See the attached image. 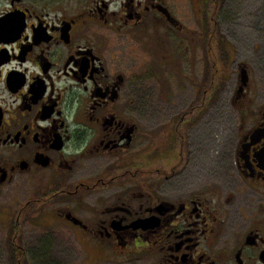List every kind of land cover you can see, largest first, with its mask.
Here are the masks:
<instances>
[{
  "label": "flooded vegetation",
  "instance_id": "flooded-vegetation-1",
  "mask_svg": "<svg viewBox=\"0 0 264 264\" xmlns=\"http://www.w3.org/2000/svg\"><path fill=\"white\" fill-rule=\"evenodd\" d=\"M194 1L192 28L169 0H0V199L36 191L14 234L66 231L93 264H264V138L251 139L264 103L253 126L240 106L258 97L249 63L232 101L244 115L234 161L213 147L200 161L201 91L162 125L140 115V73L174 85L193 57L210 68L218 54L220 0Z\"/></svg>",
  "mask_w": 264,
  "mask_h": 264
},
{
  "label": "rangeland",
  "instance_id": "rangeland-1",
  "mask_svg": "<svg viewBox=\"0 0 264 264\" xmlns=\"http://www.w3.org/2000/svg\"><path fill=\"white\" fill-rule=\"evenodd\" d=\"M169 1L181 20L194 28L197 3L194 0ZM220 3L216 17L218 39H215L216 43L212 42L213 47L218 46V54L210 55V68L204 52L202 57L192 58L193 63L197 62V69L190 73L193 76L189 75L188 79L178 81L174 85L170 84L167 76L161 72H152L146 77L140 73V115L147 121H155V126L162 125L164 118L178 110L176 106L179 101H184L185 107L189 108V104L199 98L200 91L207 101L213 92V98L210 99L213 101L207 103L210 110L207 118L212 121H203L201 125V162L208 160L209 147L216 151H213V154L217 161L235 160L234 153L239 145L242 130L241 117L244 115L232 101L239 81L241 62L249 63L258 84V97L253 100L252 105L250 106V103L244 109L245 104H240L246 115V124L253 126L260 112L259 106L264 103V0H220ZM189 59V56L185 59L186 67L189 66ZM172 74L176 77L182 75ZM196 108L195 104L185 113L186 119L192 117ZM35 192L29 183L27 187L20 184L7 189L0 199V264H17L12 252V248L16 246H12L15 236L23 249L20 264H93L97 252L92 250L90 257L86 252L88 249L85 250L74 236L66 231L50 233L31 225L22 229L21 233H13V225L21 206L32 198ZM6 215L9 219L2 225ZM32 220L35 223V219Z\"/></svg>",
  "mask_w": 264,
  "mask_h": 264
},
{
  "label": "water",
  "instance_id": "water-1",
  "mask_svg": "<svg viewBox=\"0 0 264 264\" xmlns=\"http://www.w3.org/2000/svg\"><path fill=\"white\" fill-rule=\"evenodd\" d=\"M248 81H249V77H248V73L246 70H243L242 71V83L244 85H247L248 84ZM264 137V129H259V130H256L254 132V134L252 135V140H253V143H255L257 140H260ZM262 155V154H261Z\"/></svg>",
  "mask_w": 264,
  "mask_h": 264
},
{
  "label": "trees",
  "instance_id": "trees-1",
  "mask_svg": "<svg viewBox=\"0 0 264 264\" xmlns=\"http://www.w3.org/2000/svg\"><path fill=\"white\" fill-rule=\"evenodd\" d=\"M16 245L15 247L12 248V252L14 254V261L17 260V264H20L19 261H21L23 253H22V248L21 245L18 244L17 240H12V246ZM21 254V256H20Z\"/></svg>",
  "mask_w": 264,
  "mask_h": 264
},
{
  "label": "crops",
  "instance_id": "crops-1",
  "mask_svg": "<svg viewBox=\"0 0 264 264\" xmlns=\"http://www.w3.org/2000/svg\"><path fill=\"white\" fill-rule=\"evenodd\" d=\"M209 101H210V100H209ZM209 101H207V103H209ZM262 104H263V103H262ZM207 109H208V114H207V113H206V114H207V117H208V115H209V111H210V110H209L208 107H207ZM207 117L204 118L205 121H212L211 119H208Z\"/></svg>",
  "mask_w": 264,
  "mask_h": 264
}]
</instances>
